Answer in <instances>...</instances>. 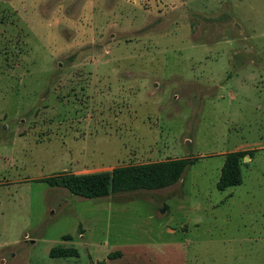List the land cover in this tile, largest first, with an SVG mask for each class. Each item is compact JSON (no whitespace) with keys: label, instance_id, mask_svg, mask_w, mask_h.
I'll use <instances>...</instances> for the list:
<instances>
[{"label":"rangeland","instance_id":"374dc122","mask_svg":"<svg viewBox=\"0 0 264 264\" xmlns=\"http://www.w3.org/2000/svg\"><path fill=\"white\" fill-rule=\"evenodd\" d=\"M173 159L104 197L42 181ZM0 264H264V0H0Z\"/></svg>","mask_w":264,"mask_h":264},{"label":"trees","instance_id":"16d2710c","mask_svg":"<svg viewBox=\"0 0 264 264\" xmlns=\"http://www.w3.org/2000/svg\"><path fill=\"white\" fill-rule=\"evenodd\" d=\"M244 151H231L225 154L217 188L241 184L240 158ZM189 159H173L114 167L111 171L86 174H58L42 178L49 185L61 186L70 193L85 197L98 198L108 194L137 188H154L169 185L179 179ZM74 247L53 246L49 249L51 257L76 255Z\"/></svg>","mask_w":264,"mask_h":264}]
</instances>
